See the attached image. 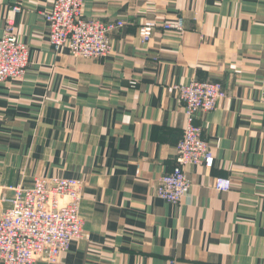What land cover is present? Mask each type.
Listing matches in <instances>:
<instances>
[{
    "label": "crops",
    "instance_id": "1",
    "mask_svg": "<svg viewBox=\"0 0 264 264\" xmlns=\"http://www.w3.org/2000/svg\"><path fill=\"white\" fill-rule=\"evenodd\" d=\"M51 5L0 0V35L12 19L29 59L21 80L0 82V211L36 177L83 181L82 237L35 264H264V0H83L86 17L124 22L100 58L54 50ZM178 17L182 30L163 27ZM194 79L226 97L195 114L213 164L187 165L172 204L154 187L186 123L175 86Z\"/></svg>",
    "mask_w": 264,
    "mask_h": 264
},
{
    "label": "built area",
    "instance_id": "2",
    "mask_svg": "<svg viewBox=\"0 0 264 264\" xmlns=\"http://www.w3.org/2000/svg\"><path fill=\"white\" fill-rule=\"evenodd\" d=\"M20 11L19 6L12 8ZM48 23V43L73 56L100 58L111 49L110 34L124 25L122 20H101L84 15L83 0H52L43 13ZM156 24L145 21L138 27L142 41L150 39ZM165 29L180 31L183 20L163 24ZM29 65L28 48L16 35L12 19L7 18L0 35V82L21 80ZM185 109L186 123L176 145V165L161 175L154 187L159 198L179 204L189 189L187 165L211 167L213 154L202 130L194 123L197 111H211L226 97L219 82L192 80L175 86ZM214 187L226 191L231 181L216 177ZM9 205L0 211V264H35L38 259L57 263L72 241L82 237L80 206L83 181L77 178L36 177L30 186L10 187Z\"/></svg>",
    "mask_w": 264,
    "mask_h": 264
}]
</instances>
